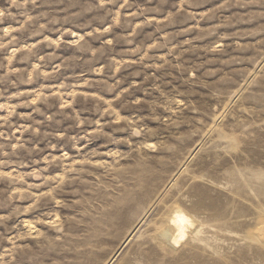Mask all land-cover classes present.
Listing matches in <instances>:
<instances>
[{"label":"rangeland","instance_id":"rangeland-1","mask_svg":"<svg viewBox=\"0 0 264 264\" xmlns=\"http://www.w3.org/2000/svg\"><path fill=\"white\" fill-rule=\"evenodd\" d=\"M262 223L264 0H0V264H264Z\"/></svg>","mask_w":264,"mask_h":264},{"label":"bare ground","instance_id":"bare-ground-1","mask_svg":"<svg viewBox=\"0 0 264 264\" xmlns=\"http://www.w3.org/2000/svg\"><path fill=\"white\" fill-rule=\"evenodd\" d=\"M109 216L104 221L108 227L110 226V221L107 220ZM161 220L155 229L156 231L152 234V240L160 248L165 249L168 246L170 249L175 250L178 247L181 248L188 239L196 240L208 246V243L198 238L202 230L201 225L197 224L196 218L183 207L175 204L172 207L170 206L169 212ZM257 233L264 236V223L261 224Z\"/></svg>","mask_w":264,"mask_h":264}]
</instances>
